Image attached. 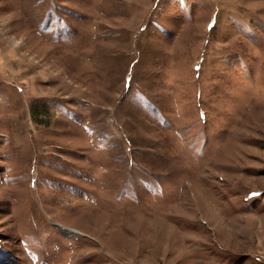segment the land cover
Listing matches in <instances>:
<instances>
[{
  "label": "rangeland",
  "instance_id": "1",
  "mask_svg": "<svg viewBox=\"0 0 264 264\" xmlns=\"http://www.w3.org/2000/svg\"><path fill=\"white\" fill-rule=\"evenodd\" d=\"M0 264H264V0H0Z\"/></svg>",
  "mask_w": 264,
  "mask_h": 264
},
{
  "label": "snow or ice",
  "instance_id": "2",
  "mask_svg": "<svg viewBox=\"0 0 264 264\" xmlns=\"http://www.w3.org/2000/svg\"><path fill=\"white\" fill-rule=\"evenodd\" d=\"M260 193H252V196H258Z\"/></svg>",
  "mask_w": 264,
  "mask_h": 264
},
{
  "label": "water",
  "instance_id": "3",
  "mask_svg": "<svg viewBox=\"0 0 264 264\" xmlns=\"http://www.w3.org/2000/svg\"><path fill=\"white\" fill-rule=\"evenodd\" d=\"M67 232L70 231V230H66Z\"/></svg>",
  "mask_w": 264,
  "mask_h": 264
}]
</instances>
